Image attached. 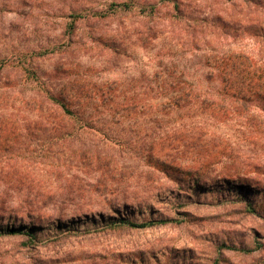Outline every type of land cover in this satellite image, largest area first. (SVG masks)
<instances>
[{
  "label": "rangeland",
  "instance_id": "374dc122",
  "mask_svg": "<svg viewBox=\"0 0 264 264\" xmlns=\"http://www.w3.org/2000/svg\"><path fill=\"white\" fill-rule=\"evenodd\" d=\"M226 54L264 65V0H0V231L36 237L0 236V264H264V106L206 92ZM35 79L128 105L111 158L94 157L104 136L35 105ZM111 205L178 223L108 229Z\"/></svg>",
  "mask_w": 264,
  "mask_h": 264
},
{
  "label": "trees",
  "instance_id": "16d2710c",
  "mask_svg": "<svg viewBox=\"0 0 264 264\" xmlns=\"http://www.w3.org/2000/svg\"><path fill=\"white\" fill-rule=\"evenodd\" d=\"M116 7L118 10L127 11L131 9V5L126 3L121 4H111V7ZM72 23L69 28L73 30V25L80 20L87 18H98L103 19L105 15L100 13L92 14H78L71 15ZM212 64V74L219 79V86L207 88L206 92L210 89L211 91H216L217 94L223 96L222 99L231 98L235 103H242L244 105H251L253 108L260 109V104L264 106V65H257L252 62L249 58L241 59L238 56L233 55H223L222 58L215 60V56L211 58ZM30 72V71H28ZM41 88V95H43L41 102L35 101V105H46L52 114H54L55 119L63 120L67 122H72L73 125H77V129L83 132H93L104 136L105 147L104 151L101 149L95 150V159L101 161L99 157L101 153L109 154L111 150L116 146V144H111L109 139V131L114 125L120 121L121 114L126 112L128 105H123L122 108H114L109 106V103L114 102V96L107 94V96H98V93L93 91L80 90L75 88L72 83H63L61 85L55 86L54 88H45L44 85L40 84L38 79H35ZM189 82V81H187ZM188 87L190 90L197 89L193 86V83H189ZM184 88H182L183 90ZM203 91V90H200ZM190 92V91H189ZM187 93L184 96L176 97L168 95L165 98V102L158 103L156 105L161 106H181L186 104L187 101L191 99V93ZM201 94V93H199ZM34 104V102H33ZM214 102L211 98L205 97L200 104L199 108L207 109V107L212 106ZM104 106V107H103ZM103 107V108H101ZM101 109V110H100ZM97 114V116H95ZM101 118H98L100 117ZM98 118V119H97ZM10 119L0 120V125L4 127ZM12 121V120H10ZM101 123V124H100ZM110 141V142H109ZM149 150V154H151ZM110 155V154H109ZM93 157V153L90 154ZM112 155L108 156L111 158ZM197 183V182H196ZM83 195V194H82ZM115 216H103L99 214L100 218L105 219V228H147L160 225H166L171 223H178L174 219H160V220H147L144 223L138 224L130 220L124 219L120 213V210L114 206H109ZM61 220H57V224H60ZM69 232L68 234H70ZM17 234H24L28 237V244H32L35 240L33 232L30 230H20L14 226V224L6 225L1 229L0 236H14ZM230 249L229 247H226ZM246 251V250H242ZM214 264H218L216 261Z\"/></svg>",
  "mask_w": 264,
  "mask_h": 264
}]
</instances>
